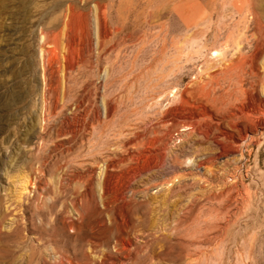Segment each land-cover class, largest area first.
<instances>
[{"label": "rangeland", "instance_id": "obj_1", "mask_svg": "<svg viewBox=\"0 0 264 264\" xmlns=\"http://www.w3.org/2000/svg\"><path fill=\"white\" fill-rule=\"evenodd\" d=\"M263 118L264 0H0V264H264Z\"/></svg>", "mask_w": 264, "mask_h": 264}, {"label": "bare ground", "instance_id": "obj_2", "mask_svg": "<svg viewBox=\"0 0 264 264\" xmlns=\"http://www.w3.org/2000/svg\"><path fill=\"white\" fill-rule=\"evenodd\" d=\"M208 94V93H207ZM232 94V93H231ZM215 98V97H214ZM110 111V110H109ZM212 114V113H211ZM231 115V114H230ZM250 115V114H249ZM264 119V118H263ZM259 121H260V119H259ZM249 123V122H248ZM193 125V124H192ZM260 125L261 126H264V120L263 121H261L260 122ZM190 129V128H189ZM107 168V167H106ZM103 180V183H104V186H103V191H102V198L104 199V201H106V202H108L109 200H111L112 201V199H116V198H120V199H124V198H126L125 197V195L123 194V193H121V194H114V193H111L110 191H109V189H108V187H107V179L106 178H104V179H102ZM118 200V199H117ZM105 202V203H106ZM110 202V201H109ZM114 202H115V200H114ZM113 203V202H112ZM107 204V203H106ZM105 204V205H106ZM109 206V205H108ZM107 207V206H106ZM93 212V211H92ZM41 215V214H40ZM15 219V218H14ZM14 221V220H13ZM16 221V220H15ZM119 221V220H118ZM125 222V221H124ZM107 223V222H106ZM28 224V223H27ZM27 224H26V226H25V229L27 230ZM41 224V223H40ZM73 225H74V223H72ZM90 225V224H89ZM11 227H12V225H10ZM39 226V225H38ZM37 226V227H38ZM103 226V225H102ZM42 227V226H41ZM8 228H10V227H8ZM40 228V227H39ZM73 228V227H72ZM22 229H24V227L23 228H21L20 227V225H19V222L17 223H14L13 224V227L12 228H10V230L6 233V238H13V239H15L17 242H19L20 243V245H18V246H27V245H29V243H27L26 245L25 244H23V241H22V239H23V236H22V232H23V230ZM114 229V228H113ZM126 229V228H125ZM8 230V229H7ZM3 231V230H2ZM47 231V230H46ZM93 231V230H92ZM91 231V232H92ZM88 233V232H87ZM106 233V232H105ZM45 234V233H44ZM90 234V233H89ZM122 235V234H121ZM90 236V235H89ZM115 236V235H114ZM122 236H124V235H122ZM87 237V236H86ZM113 238V237H112ZM115 238V237H114ZM127 238V237H126ZM107 239V238H106ZM119 239V240H118ZM117 239V241H119L118 242V244L119 243H121V245H122V247H126V246H128V245H130L127 241H126V239L124 238V237H120V238H118ZM129 239V238H128ZM75 240V239H74ZM104 240V239H103ZM15 241V242H16ZM93 241V240H92ZM106 241V240H105ZM116 241V242H117ZM25 242V241H24ZM41 242V241H40ZM67 242H69V241H67ZM2 244V243H1ZM0 244V245H1ZM99 244V243H98ZM97 244V245H98ZM102 245V244H101ZM108 245V244H107ZM62 246H63V244H62ZM83 246V245H82ZM135 246V245H134ZM129 247V246H128ZM68 248V247H67ZM107 248V247H106ZM9 249V247H5L4 248V250H3V248H2V250L3 251H9L8 250ZM55 249V248H54ZM123 249H125V248H123ZM126 249H127V247H126ZM135 249V248H134ZM12 250V249H11ZM16 250V249H15ZM14 250V251H15ZM28 251H30V250H28ZM63 251V250H62ZM130 251V250H129ZM176 251V250H175ZM31 252V251H30ZM9 253V252H8ZM10 253H12V251H10ZM52 253V252H51ZM136 253V252H135ZM3 254V253H2ZM14 254V253H13ZM30 255V254H29ZM53 255V254H52ZM73 255V254H72ZM129 255V254H128ZM3 256H5V255H3ZM7 256H9L8 254H7ZM75 256V255H74ZM91 256V255H90ZM140 256H142V255H140ZM160 256V255H159ZM71 257V256H70ZM80 257V256H79ZM190 257V256H189ZM67 258V257H66ZM73 258V257H72ZM75 258V257H74ZM137 258V257H136ZM15 259V258H14ZM68 259V258H67ZM161 259V258H160ZM187 259V258H186ZM189 260V259H188ZM57 261V260H56ZM127 261V260H126ZM73 262V261H72ZM79 263V262H78ZM188 263V262H187ZM101 264V263H100Z\"/></svg>", "mask_w": 264, "mask_h": 264}]
</instances>
